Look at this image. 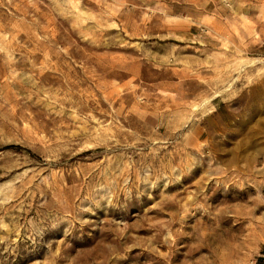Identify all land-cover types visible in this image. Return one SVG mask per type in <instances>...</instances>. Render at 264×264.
<instances>
[{"label": "rangeland", "instance_id": "374dc122", "mask_svg": "<svg viewBox=\"0 0 264 264\" xmlns=\"http://www.w3.org/2000/svg\"><path fill=\"white\" fill-rule=\"evenodd\" d=\"M0 264H264V0H0Z\"/></svg>", "mask_w": 264, "mask_h": 264}, {"label": "trees", "instance_id": "16d2710c", "mask_svg": "<svg viewBox=\"0 0 264 264\" xmlns=\"http://www.w3.org/2000/svg\"><path fill=\"white\" fill-rule=\"evenodd\" d=\"M6 149L7 150H9V149L10 150H17V151L22 150V148L21 147H18V146H10V147H7ZM29 153L32 154L31 152H29Z\"/></svg>", "mask_w": 264, "mask_h": 264}]
</instances>
